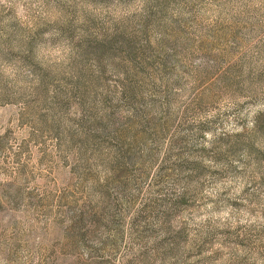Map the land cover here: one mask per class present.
<instances>
[{
  "label": "rangeland",
  "instance_id": "1",
  "mask_svg": "<svg viewBox=\"0 0 264 264\" xmlns=\"http://www.w3.org/2000/svg\"><path fill=\"white\" fill-rule=\"evenodd\" d=\"M35 2L0 3V264H264V0Z\"/></svg>",
  "mask_w": 264,
  "mask_h": 264
},
{
  "label": "clouds",
  "instance_id": "2",
  "mask_svg": "<svg viewBox=\"0 0 264 264\" xmlns=\"http://www.w3.org/2000/svg\"><path fill=\"white\" fill-rule=\"evenodd\" d=\"M61 2H67L72 4L74 0H61ZM78 4L79 12L78 18L75 23L77 25H83L86 23L84 13L87 12L91 14L93 17H99L100 19H104L105 16L111 15L115 20H119L123 17H130L132 15L141 14L143 12L144 0H135L134 3L131 4H122L120 0H116V2L110 7H104L103 5L97 7L93 3L88 2V0H75ZM0 3H7V0H0ZM47 0H36L33 8L35 9V13L37 16L46 19L49 23L56 24L61 20V17L64 15L62 10H57L53 7L50 11L46 10ZM56 35L60 33L55 32ZM51 33L46 34V38ZM76 55V51L74 46L68 43L66 40L58 43L54 46L49 45L47 49L42 50L36 56L37 62L44 65H62L67 66L71 64L73 58ZM4 74L7 76H12V69H5ZM226 216L227 214H223Z\"/></svg>",
  "mask_w": 264,
  "mask_h": 264
},
{
  "label": "trees",
  "instance_id": "3",
  "mask_svg": "<svg viewBox=\"0 0 264 264\" xmlns=\"http://www.w3.org/2000/svg\"><path fill=\"white\" fill-rule=\"evenodd\" d=\"M102 49L107 50V49H108V48H107V45L105 44V46H103Z\"/></svg>",
  "mask_w": 264,
  "mask_h": 264
}]
</instances>
